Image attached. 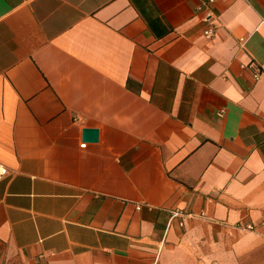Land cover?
Here are the masks:
<instances>
[{
  "label": "crops",
  "instance_id": "obj_1",
  "mask_svg": "<svg viewBox=\"0 0 264 264\" xmlns=\"http://www.w3.org/2000/svg\"><path fill=\"white\" fill-rule=\"evenodd\" d=\"M0 167V264H264V0H0Z\"/></svg>",
  "mask_w": 264,
  "mask_h": 264
},
{
  "label": "water",
  "instance_id": "obj_2",
  "mask_svg": "<svg viewBox=\"0 0 264 264\" xmlns=\"http://www.w3.org/2000/svg\"><path fill=\"white\" fill-rule=\"evenodd\" d=\"M83 139L86 142H97L99 139V131L96 129H85Z\"/></svg>",
  "mask_w": 264,
  "mask_h": 264
},
{
  "label": "built area",
  "instance_id": "obj_3",
  "mask_svg": "<svg viewBox=\"0 0 264 264\" xmlns=\"http://www.w3.org/2000/svg\"><path fill=\"white\" fill-rule=\"evenodd\" d=\"M215 2V0H209V3L210 4H212V3H214ZM214 30L213 29H208L206 32H205V36L206 37H208V38H211V37H213L214 36ZM260 76V73H258L257 75H256V77L258 78ZM87 147V145L86 144H83L82 145V148H86ZM7 174V169L6 168H3V167H0V179L3 177V176H5ZM248 229H250V230H253V228L252 227H248Z\"/></svg>",
  "mask_w": 264,
  "mask_h": 264
}]
</instances>
